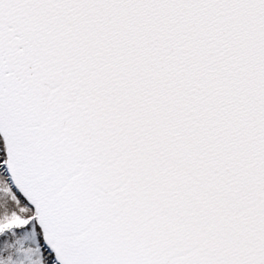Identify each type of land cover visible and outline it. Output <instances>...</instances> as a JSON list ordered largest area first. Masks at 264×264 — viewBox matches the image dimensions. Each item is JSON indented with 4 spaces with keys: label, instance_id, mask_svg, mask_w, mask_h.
I'll return each instance as SVG.
<instances>
[{
    "label": "snow or ice",
    "instance_id": "snow-or-ice-1",
    "mask_svg": "<svg viewBox=\"0 0 264 264\" xmlns=\"http://www.w3.org/2000/svg\"><path fill=\"white\" fill-rule=\"evenodd\" d=\"M0 264H264V0H0Z\"/></svg>",
    "mask_w": 264,
    "mask_h": 264
}]
</instances>
